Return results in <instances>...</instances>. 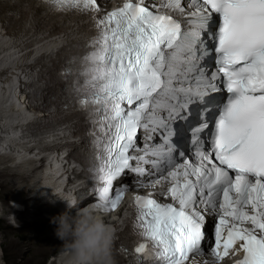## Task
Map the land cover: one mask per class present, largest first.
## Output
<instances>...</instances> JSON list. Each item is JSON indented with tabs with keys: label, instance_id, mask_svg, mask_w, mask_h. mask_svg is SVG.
Listing matches in <instances>:
<instances>
[{
	"label": "snow or ice",
	"instance_id": "6c2138e0",
	"mask_svg": "<svg viewBox=\"0 0 264 264\" xmlns=\"http://www.w3.org/2000/svg\"><path fill=\"white\" fill-rule=\"evenodd\" d=\"M37 3L96 30L62 78L93 126L97 204L119 208L126 174L166 185L135 195L128 264H264V0Z\"/></svg>",
	"mask_w": 264,
	"mask_h": 264
},
{
	"label": "bare ground",
	"instance_id": "6f19581e",
	"mask_svg": "<svg viewBox=\"0 0 264 264\" xmlns=\"http://www.w3.org/2000/svg\"><path fill=\"white\" fill-rule=\"evenodd\" d=\"M24 33L27 34V30H24ZM23 40L27 41V38L22 39L21 36H17L8 41H10V43H21L23 42ZM10 50H12V48L9 47V43L7 42V40H4L2 34H0V151L5 152L0 153V165L15 164V160H13L12 157L14 154L19 156V158L23 157V153H20L18 151V148L22 147V143L19 140L20 138L18 134V128L15 127V125H21V123L27 119V113H25V109L20 98L17 97V79L21 78L27 80L28 78H31L34 75L36 77L37 75L38 79L36 77V82H34L31 86L26 87V90L29 93H33V102L30 101V103H34V105L37 107H40L42 105L46 106L48 112L47 119H51L54 114V111L48 108L49 102H51L54 97V93H52L49 89V86L52 83L51 79L53 76L52 63H39L38 65H32V67H30L29 61L25 59V63L23 65L26 66H23L24 68H19L22 71L18 70L16 67L8 69L16 62V54H14L13 51L11 53ZM40 121L41 123L45 122L42 119ZM37 126L38 124L34 125L31 129L34 130L37 128ZM60 127H67L69 130H74L77 129L78 123L76 121L63 122L60 124ZM9 128L12 129V132L9 131ZM42 129L45 131L38 130L35 135L36 139H38V142L41 145L47 144L52 138L55 137L56 134H58V128L56 126L52 127L49 130H47V128L45 127H43ZM75 147L76 146H70L71 149H75ZM9 166L10 165H7L3 169V171L0 170V174L2 172L5 176L10 178L11 181L10 183H8V185L11 187V189H15V187H17L18 185L17 182L21 181L20 179H22L23 177L24 179H27V177H25V175L27 174L26 172H24L23 175ZM16 168L19 169L21 168V166H16ZM36 174L37 177L32 178L31 180L34 183V186L36 184L37 189H42L40 191L41 194H45L46 192H48V195L50 197L56 199L55 193L51 189L54 188L55 190H57L60 189L61 186L55 184L49 174L43 175V172L41 171H37ZM38 175H43L42 180H38ZM22 200L25 201V204L33 201L31 198ZM32 214H34V212ZM38 216L40 217V215ZM31 218L34 219L33 217ZM16 222L20 224L22 223L24 225L23 229L27 230V232L28 230H31L35 233V236H33L32 234L24 232L22 234L16 235L13 239H11L12 237H10L9 242L7 241L10 245L9 247L18 252V256L22 259L20 261L22 264H42L43 258L46 257L49 253L57 250L58 245L60 243H63L55 236V225H53L51 221L39 219L31 221V219L27 220L26 217H23L19 218ZM107 222L112 224V227L114 229L117 228L114 222ZM43 230L46 232L43 234V236L40 235L41 237H39V231L42 232ZM204 259H206L205 256L199 257L197 258V260H193L192 264H198L199 260ZM0 264H2L1 257ZM52 264H58V255L53 260Z\"/></svg>",
	"mask_w": 264,
	"mask_h": 264
},
{
	"label": "clouds",
	"instance_id": "9594fccd",
	"mask_svg": "<svg viewBox=\"0 0 264 264\" xmlns=\"http://www.w3.org/2000/svg\"><path fill=\"white\" fill-rule=\"evenodd\" d=\"M57 200L64 202L68 209L51 221L55 236L63 242L59 246L58 264H114L115 230L105 222L103 209L98 204L80 208L71 193H57L56 199L50 202Z\"/></svg>",
	"mask_w": 264,
	"mask_h": 264
},
{
	"label": "rangeland",
	"instance_id": "374dc122",
	"mask_svg": "<svg viewBox=\"0 0 264 264\" xmlns=\"http://www.w3.org/2000/svg\"><path fill=\"white\" fill-rule=\"evenodd\" d=\"M1 171H3V169ZM10 181H11V179L8 178L7 176H5L1 172V174H0V185H2L1 186L2 191L0 192V216H1V219H0V252L2 253L1 261H2V264H22L20 262L22 259L18 256V252L15 251L13 248L9 247L10 246L8 244L9 239H10V237H12L11 239H13L16 235L22 234L24 232H26L28 234H32L33 236H35L34 235L35 233L31 230H28V232H27V230L23 229L24 225L22 223L20 224L16 221L19 218H23V217L24 218L26 217L27 220L31 219V221H34L36 219L37 220L38 219L39 220H48V219L42 218L41 216L40 217L38 216V215H41L39 211L36 212L38 210V207L36 206L39 203L38 200H33V201L29 202L28 204L23 203L25 201L22 202L21 199H27L29 194H33L32 192H29L31 190L30 189L28 190L29 187L27 185L26 180L19 181L21 184L16 181L18 183V185H17V187H15V189H11V187L8 185V183H10ZM9 198H11L13 200L17 199L20 202H22V208L24 209V210L22 209V211L16 212V215H15L16 227H13L12 225H10V223H8V221L5 219V215L8 213V210H9L8 203H7ZM31 210L34 212V214H32L33 212ZM27 216L30 219H28ZM31 217H33L34 219H32ZM3 225H4V227H3ZM45 232L46 231H44V230L42 232L39 231V233H38L39 237L43 236V234ZM58 243H60V242H58ZM61 245H62V243H60L58 245L57 250L49 253L46 257H44L42 260V264H52L53 260L56 258V256L59 255V246H61ZM24 260H26V259H24Z\"/></svg>",
	"mask_w": 264,
	"mask_h": 264
}]
</instances>
